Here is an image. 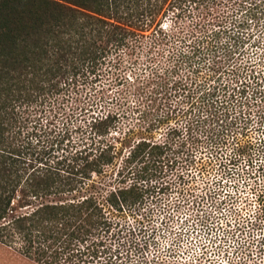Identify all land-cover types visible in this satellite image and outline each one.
Returning a JSON list of instances; mask_svg holds the SVG:
<instances>
[{
    "label": "trees",
    "instance_id": "16d2710c",
    "mask_svg": "<svg viewBox=\"0 0 264 264\" xmlns=\"http://www.w3.org/2000/svg\"><path fill=\"white\" fill-rule=\"evenodd\" d=\"M216 1L0 0L1 246L34 264H182L155 250L150 261L128 257L132 251L156 248L158 228L152 226L150 206L155 203L166 215L175 207L162 208L160 192L178 185L183 196L191 197L190 188H184L192 184L188 180L160 188L149 180L164 172L235 167L236 176L248 186L264 176V132L253 141L236 131L239 123L246 126L252 119L236 115L242 103L233 101L243 74L264 63L261 56L249 58L244 45L250 38L243 32L249 21L264 15V0H242L238 10L244 15L229 26L198 29ZM183 4L198 11L183 46L159 48L134 73V80L122 78L123 68L131 66L129 58L143 46V33L155 32L158 19ZM158 39L150 42L149 52L159 46ZM225 73L232 77L226 84H208ZM110 74L115 81L121 79V96L107 97L78 143L54 155L55 143L46 145L33 132L36 108L93 87ZM257 79L264 82V74ZM131 99L128 113L123 107ZM258 119L264 121V115ZM179 120L185 121L184 128L170 125ZM218 123L234 129L215 134L209 127ZM194 126L201 129L193 131ZM162 130L166 132L158 141ZM209 136L213 140L206 147L184 146L189 138ZM175 138L182 143L177 145ZM222 140H231L226 154L220 149L227 143ZM41 145V151L33 152ZM194 153L199 158H192ZM253 156L261 159L259 165H253ZM214 184L219 193L226 191L227 185ZM237 194L225 196L230 203ZM212 197L206 201L215 210L227 205L225 199L217 203ZM115 213L132 217L134 226L119 228ZM163 229L168 231L166 225ZM122 232L132 236L131 244L122 241Z\"/></svg>",
    "mask_w": 264,
    "mask_h": 264
},
{
    "label": "rangeland",
    "instance_id": "374dc122",
    "mask_svg": "<svg viewBox=\"0 0 264 264\" xmlns=\"http://www.w3.org/2000/svg\"><path fill=\"white\" fill-rule=\"evenodd\" d=\"M241 1H216L214 8L210 10V13L204 14V18L197 28H208L217 24L229 26L232 21L241 19L244 15L243 12L238 10ZM246 2H250V0H246ZM246 4L244 3V5ZM194 6L192 5L193 8ZM192 7H187V5L183 4L180 8L174 10L173 13L169 12L159 18L155 32L152 33V29L144 32L143 38H141L143 46L129 58L131 66L129 67V64H126L127 68H123L124 71L121 72V77L130 81L134 80V73H137L138 69L143 65L146 66L147 61L155 55V51L159 48L168 49L175 47L179 49V47H182L183 38L195 27V15L198 11H194L191 9ZM248 23L249 28L243 31L244 35L250 38L244 45L245 52L248 53L252 61L257 59V56H261L263 58L262 61H264V29H262L264 26V15L260 16L259 20L249 21ZM219 28L216 27V29ZM156 32H160L158 37L153 35ZM154 36L156 39L159 38V46L149 52V44L154 40ZM246 56L244 55L243 57L246 58ZM258 64L252 65L247 70L245 73L247 74L246 79L245 74H243L244 78L241 77V82L238 84L236 95H234L233 99V101L236 100L239 104L240 102L243 104V106L242 104L240 105V108H235L236 115L243 113L245 117L250 115L252 119V122L246 126L239 123L236 131L245 132L253 141L259 138L261 132H264V121L258 119L259 115H264L261 113L264 110V82L257 79L259 75L264 74V63ZM233 67L234 64L228 69L230 70ZM204 74L199 76L201 77ZM181 75H185V71ZM217 77L213 78L208 84L220 86V84H226L232 78L225 73L214 84ZM112 80L114 81L111 82ZM120 81L121 79L115 81L114 76L110 74L108 80L97 82L93 87H82L79 91L74 90L68 95L58 96L57 99L51 101L52 103L36 108V115L32 116V120H34L32 124L35 127L37 126V129L33 130L34 134L41 136V139L47 142L46 145L55 143L53 154L61 156L64 152L62 149H69L78 143L86 129V125L90 121L91 115L97 113L99 105L107 101V97L121 96L124 86L120 85ZM132 100L123 107L128 113H130L134 105ZM236 102H234L233 107ZM138 114H134V116L137 117ZM26 115H22L23 120H25ZM42 125L44 126L41 127ZM170 125L177 127V129L186 126L185 121L180 120L177 123L173 121ZM199 129L201 128L194 126L193 131L197 132ZM209 129L218 134L224 130L234 128L229 124L218 123L210 126ZM29 131L32 132V129ZM164 132L166 130H162L157 135L158 141L163 140L162 136L164 134L162 133ZM175 139L177 140L178 138ZM212 140L213 137L211 136L195 140L194 138H189L184 142V146L185 148L194 147L199 149L200 147H206ZM228 141L222 140L221 143H227L220 145V149L225 154L231 148L229 147L231 140ZM181 143L182 139L176 141L177 145ZM42 146H38L33 152L41 151ZM202 156L206 160L207 155L202 154ZM196 157L199 158V154L194 153L192 158ZM253 161V165H259L261 159L253 156ZM228 170H231V172H228ZM236 172H238L237 167L235 169L216 168V170L203 172L190 169L164 172L150 179L149 184L159 188L161 184L165 186L168 183L179 182L182 179L188 180L192 184L184 188H190L189 195L191 197L183 196L179 189L182 186L178 187V185L168 191L160 192L158 197L162 199L160 202L162 208L166 204L177 207L172 208L169 214L166 215V213H160L158 207L154 208L155 203L150 206L154 210L152 226L154 225L155 228H158L154 239L156 248H149V250L142 252L132 251L128 253V257L136 262L144 259L150 261L154 255L153 250H155L156 254L163 255L168 260H178L182 264H264V176L249 181L248 186L247 183L239 180ZM130 179L132 177L126 178L127 181ZM215 182L227 185L226 191L219 193L218 187L214 184ZM145 183H147L146 180L140 182L141 186H145ZM234 192L238 193L236 200L229 203L228 197L226 198L225 195H234ZM205 194L207 197L213 196L212 198L217 203L225 199L227 205L215 210L209 204L210 201H206L207 197H205ZM164 215L166 216L164 217ZM116 216L114 219L119 224V228L134 226L132 217L122 214H116ZM165 225L168 227V231L163 229ZM170 230L174 234H170ZM120 237L123 238L122 241L124 242L129 241V244L133 240L131 235L123 232ZM139 240L140 238L136 241L138 243L143 242ZM123 256L126 257V253ZM0 264L34 263L0 245Z\"/></svg>",
    "mask_w": 264,
    "mask_h": 264
},
{
    "label": "built area",
    "instance_id": "2783aa9c",
    "mask_svg": "<svg viewBox=\"0 0 264 264\" xmlns=\"http://www.w3.org/2000/svg\"><path fill=\"white\" fill-rule=\"evenodd\" d=\"M173 206H174V205H173ZM176 207H177V206H175L174 208H176ZM174 208H173V209H174Z\"/></svg>",
    "mask_w": 264,
    "mask_h": 264
}]
</instances>
